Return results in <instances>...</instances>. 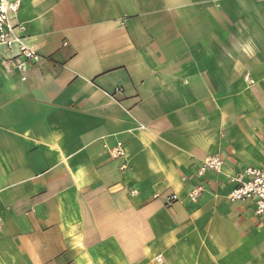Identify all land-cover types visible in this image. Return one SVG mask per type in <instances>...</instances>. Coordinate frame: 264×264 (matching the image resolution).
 <instances>
[{"label": "crops", "instance_id": "crops-1", "mask_svg": "<svg viewBox=\"0 0 264 264\" xmlns=\"http://www.w3.org/2000/svg\"><path fill=\"white\" fill-rule=\"evenodd\" d=\"M19 1L42 59L0 66V264H264L228 201L264 170V0Z\"/></svg>", "mask_w": 264, "mask_h": 264}, {"label": "built area", "instance_id": "built-area-1", "mask_svg": "<svg viewBox=\"0 0 264 264\" xmlns=\"http://www.w3.org/2000/svg\"><path fill=\"white\" fill-rule=\"evenodd\" d=\"M19 0H0V46L8 53L15 51L13 57L0 55V66L7 73L18 72L20 80H26L27 68L41 61V56L32 51L24 44L25 27L22 25H13L11 19L19 9ZM247 80V79H246ZM119 88L114 89V94L120 93ZM114 158H122L124 153L120 143L113 151ZM222 159L218 155H213L200 161L196 169V178L198 183L193 186L187 194L189 202H196L203 192V179L208 172H220L222 168ZM234 184L233 189L228 195L230 202H250L254 207V214L264 215V170L256 168H246L242 173L229 178ZM154 198H158L155 195ZM176 195L171 194L165 198V206L169 207L177 202ZM155 262L160 263L161 257H155Z\"/></svg>", "mask_w": 264, "mask_h": 264}]
</instances>
